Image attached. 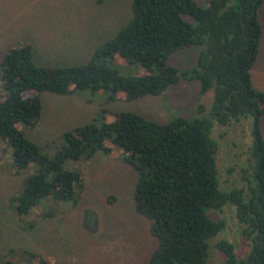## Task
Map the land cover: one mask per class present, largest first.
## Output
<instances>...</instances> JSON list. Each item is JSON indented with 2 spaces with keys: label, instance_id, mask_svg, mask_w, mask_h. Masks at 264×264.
<instances>
[{
  "label": "trees",
  "instance_id": "obj_1",
  "mask_svg": "<svg viewBox=\"0 0 264 264\" xmlns=\"http://www.w3.org/2000/svg\"><path fill=\"white\" fill-rule=\"evenodd\" d=\"M197 1L201 5L196 0H131L130 19L95 47L83 65L41 67L33 63L29 45L5 50L0 59V142L15 174L36 166L10 199L18 216L45 200L76 205L82 176L65 169L66 161L108 155L113 146L135 172L133 208L149 222L155 240L147 264H205L208 240L224 227L206 211L226 208L243 247L234 252L230 244L217 243L224 264H264V92L253 89L250 80L264 0ZM194 46L199 52L192 68L167 64L171 54ZM114 57L142 73L121 75L109 67ZM182 80L195 81L199 88L196 117L190 119L157 123L135 113H116L110 122L92 121L64 132L51 159L22 131L38 123L41 93L101 91L109 94L108 100L118 95L131 102L161 95ZM206 94L211 101L205 107ZM227 152L241 164L229 159L221 174L218 155Z\"/></svg>",
  "mask_w": 264,
  "mask_h": 264
},
{
  "label": "rangeland",
  "instance_id": "obj_2",
  "mask_svg": "<svg viewBox=\"0 0 264 264\" xmlns=\"http://www.w3.org/2000/svg\"><path fill=\"white\" fill-rule=\"evenodd\" d=\"M130 2L0 0V59L8 47L29 45L37 66L83 65L95 47L113 37L130 19ZM258 20L261 36L250 80L253 89L264 92V2L258 10ZM198 52L196 46L177 51L167 64L177 69L192 68ZM109 67L123 76L142 73L138 66L119 57H114ZM108 97L101 91L41 93L40 118L33 129H22L24 136L51 159L63 144L64 132L78 126L92 121L110 122L120 112L135 113L157 123L176 117L190 119L196 117L200 103L198 84L185 80L155 97L131 102L118 95L112 101ZM210 101V94H206L203 106H209ZM260 124L264 138V117ZM218 157L221 174L229 159L241 164L236 155L228 152ZM64 168L77 170L82 176L77 204L45 200L18 216L10 199L19 194L23 181L35 172L36 166L29 165L15 174L9 166L8 149L0 142V264H40L41 260L44 264H147L155 240L148 233L149 222L134 211L136 175L120 160L118 148L111 146L108 155L66 161ZM232 214L227 208L221 213L206 211L210 220L222 221L224 227L208 240L205 264H224V254L216 248L219 242L230 244L234 252L243 247ZM30 254L35 257L27 259Z\"/></svg>",
  "mask_w": 264,
  "mask_h": 264
}]
</instances>
